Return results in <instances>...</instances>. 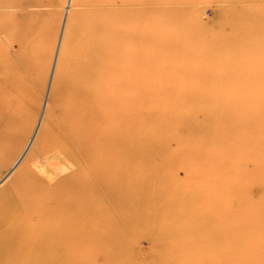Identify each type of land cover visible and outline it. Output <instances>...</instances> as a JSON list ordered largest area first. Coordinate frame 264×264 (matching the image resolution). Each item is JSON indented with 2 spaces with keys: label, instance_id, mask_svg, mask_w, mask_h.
<instances>
[{
  "label": "rangeland",
  "instance_id": "rangeland-1",
  "mask_svg": "<svg viewBox=\"0 0 264 264\" xmlns=\"http://www.w3.org/2000/svg\"><path fill=\"white\" fill-rule=\"evenodd\" d=\"M90 1L72 5L39 126L66 0L41 7L46 11L39 17L44 30L32 42L37 76L21 92L23 99H32L35 124L30 133L11 123L0 139V194L13 183L12 173L25 162L36 138L50 134L61 120L68 99L64 84L80 56ZM168 2L181 14L167 27L164 46H139L129 40L107 50L113 66L134 74L137 96L152 100L135 128L137 143L129 159L133 174L122 179V205L107 208L105 238L92 242L89 264H264V246L256 238L261 233L254 234L259 227L252 228L264 227V137L258 141L261 133L264 136V106L257 105L264 104V0ZM132 26L124 21L116 28ZM0 41L8 46L11 39L0 32ZM6 73L0 71L1 111L17 95L18 82L5 81ZM214 106L212 122L208 111ZM164 107L189 125H176L174 114L164 113ZM232 138L241 141L240 146L234 147ZM220 178L229 185L215 191ZM225 189L231 190L229 201ZM5 209L0 202V213Z\"/></svg>",
  "mask_w": 264,
  "mask_h": 264
},
{
  "label": "bare ground",
  "instance_id": "bare-ground-1",
  "mask_svg": "<svg viewBox=\"0 0 264 264\" xmlns=\"http://www.w3.org/2000/svg\"><path fill=\"white\" fill-rule=\"evenodd\" d=\"M59 1L0 0V32L11 39L8 46L0 41V71L7 69L5 81L18 82L17 95L0 110V139L8 134L11 123L24 126L29 132L33 129L36 111L32 99L27 95L23 99L21 92L37 76L33 50L36 47L33 48L32 42L44 30L39 17L46 11L41 7ZM74 1L66 0L64 6L62 35L39 126L49 104ZM168 3V0H91L87 3L90 17L83 23L86 34L78 47L80 56L64 84L68 99L62 105L61 120L50 134L36 138L25 162L12 173L13 183L0 194V202L6 207L0 213V264H89L92 242L105 238L107 208L122 205V179L133 174L129 172L132 168L129 159L137 143L135 128L140 113L148 110L152 100L148 95L137 96L134 74H125L113 66L107 50L119 48L129 40L139 46H162L166 42L167 27L181 14ZM124 21H130L133 26L117 29ZM135 21L140 25H135ZM43 48L41 52L47 51ZM128 55L134 58L131 52ZM143 61L149 58L143 56ZM257 105L264 106L263 101ZM163 110L174 114L176 125H189L171 107ZM208 112L214 122L215 106ZM172 134L177 133L172 131ZM263 137L261 133L258 141ZM236 139L231 140L234 147L241 144ZM126 148H130L128 154L122 152ZM217 181L215 191L219 186L229 185L221 178ZM230 192V189L224 191L228 201ZM262 225L252 227H259L254 234L262 236H254L261 247L264 246ZM250 245L253 254L255 248ZM218 251L216 248L215 255Z\"/></svg>",
  "mask_w": 264,
  "mask_h": 264
}]
</instances>
